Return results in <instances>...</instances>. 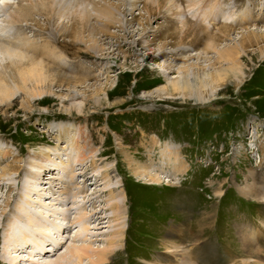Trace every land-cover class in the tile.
<instances>
[{
	"label": "rangeland",
	"instance_id": "374dc122",
	"mask_svg": "<svg viewBox=\"0 0 264 264\" xmlns=\"http://www.w3.org/2000/svg\"><path fill=\"white\" fill-rule=\"evenodd\" d=\"M197 1L200 3L191 10L204 11L199 17L202 25L214 24L217 30L231 22L229 15L233 19L246 9L254 19L264 16V0ZM72 2L70 13L59 19L45 14L44 5H29L21 24L24 48L39 47L33 54L42 63L36 74L45 79L37 91L43 88L50 95L42 102L33 101L30 111L20 100L13 110L0 107V264H68V249L77 245L102 248L118 229L119 246L107 264H264L245 250L241 236L245 230L255 231L259 242L253 248L260 246L258 257L263 260V201L238 193V189L264 186V63L246 64L237 85L232 78L218 81L208 103L173 97L146 99L144 93L160 92L167 85L165 80L177 76L174 68L166 71L163 67L174 51L166 44V34L191 30L196 22L190 19V6L183 0L170 3L178 12L177 17L171 16L177 23L171 30L168 18L172 13L164 10L169 8L167 0ZM241 2L248 5L244 8ZM217 7L226 13L217 17ZM103 11L106 15L100 13ZM11 12L13 9L6 10L0 3V20H8ZM255 28L264 32V23L250 26ZM238 32L241 30L227 35L222 43L238 38ZM185 51L186 56L198 53L193 48ZM180 55L175 50V57ZM54 63L62 66L57 68ZM175 65L176 70L181 68ZM98 96L99 105L90 102V97ZM63 108L68 109L67 114ZM166 147L167 161L161 157ZM147 169L161 182L150 185L143 181ZM51 171L57 179L49 178ZM33 173L37 179H32ZM50 181L55 189L69 191L61 194L60 201L67 199L55 204L69 214L67 231L51 235L50 240L58 241L54 250L43 243L39 247L44 252L24 248L10 254L13 250L4 244L7 230L1 231L10 222L3 221L1 213H9L10 206L18 203L17 194L24 197L25 188L30 187L29 211L38 208L49 214L38 200H51ZM40 189L46 196L37 195ZM108 189L118 191L111 202ZM113 203L120 207L118 219L110 210ZM79 213L85 214L81 225L76 222ZM247 237L252 239L250 234ZM240 247L245 251L239 252ZM39 253L41 256H34ZM64 255L65 260L59 261Z\"/></svg>",
	"mask_w": 264,
	"mask_h": 264
},
{
	"label": "bare ground",
	"instance_id": "6f19581e",
	"mask_svg": "<svg viewBox=\"0 0 264 264\" xmlns=\"http://www.w3.org/2000/svg\"><path fill=\"white\" fill-rule=\"evenodd\" d=\"M2 1H4V0H1L0 3L3 6V8H6V10H8V9L12 10L13 9V12L10 13V15H9L10 18L8 20H6V19L0 20V107L3 106L6 109H9V110L12 109L13 110L12 107L16 104L15 102L17 100H20V103H21L20 105L23 108H26L28 111H30L31 109L34 108L32 105L33 101L37 102V100L41 99V102H42L43 97H46L47 95L49 96L50 92H48L47 90H45L43 88H40V90L37 91L38 86L42 83V81L45 78L44 79L41 77L38 78L39 74L38 75L36 74V71H37L36 69H41L39 67L42 63L40 64V62H37L36 60H37L38 56L35 59L33 57V54H37V52H38L37 49L39 47L36 48L32 45L33 47L24 48L25 46L23 45L24 41H22L23 40L22 38L24 35L22 36L21 24L23 23L26 16L28 15V12H25V11L29 10L28 9L29 5H32V4L35 5V3H36L35 7L38 8V7H40L39 5L41 4V5H44V9H42V10H44L43 12L45 14L47 11V14L49 16L51 15V18L56 17L57 19H59V17L62 18L63 13H68V12L70 13V11L72 10V8L70 7V3H71V1L74 2L76 0H17V2L12 3V4L5 3ZM81 1H84V0H81ZM167 1L168 2H166V3L169 4V5L167 4L169 6V8H165L164 10L166 11V13H170V14L172 13V15H169V18L167 17L168 21H169L168 23H170L168 26H170L169 28L173 27V25L176 27V25H177L176 19H171V16L177 17L178 12L175 10L176 8L174 7V4L171 5L174 8L170 7V3L174 0H167ZM183 1H185L188 4V6H190L189 7L190 10H191L192 5H196V4L200 3L197 0H183ZM22 2H26V4H22ZM241 4L244 5V8L248 5L246 2H241ZM134 6H135V4H134ZM30 7H32V6H30ZM80 7L81 6L79 5L77 8L79 9ZM198 7H200V5H198ZM233 7H236V6L234 5L231 8H233ZM237 7H238V5H237ZM203 8L206 9V7H203ZM208 9H209V7H208ZM173 10H175V11H173ZM182 10H184V9H182ZM216 10L218 11L217 15H216L217 17L221 13H224V14L226 13V11L223 12V10L221 8L218 9V7ZM253 10H256V8L254 7ZM191 11L193 13L192 14L190 13L192 15L190 19H192L193 22H196L197 25L193 24L191 26L192 27L191 30L185 34L182 31L177 30V29H176L177 31H173L175 33L173 36L168 34V33L166 34V39H169V42L166 41V44L170 45V48L174 51H173V54H171L173 58L168 57L167 59H169L170 61H168V60L164 61L163 67L165 68L166 71L174 68L175 71H177V73H176L177 76L175 78L165 80V81H167V85L164 86L162 88V90H160V92L147 93V94L144 93V95L142 97H144L146 99L156 98V99L162 100V101L168 100L171 97L175 98L176 100H181L183 98H187V99L194 101L195 103H208L210 100H212L214 98V95L216 92V87H217L215 85L218 81L223 82L226 79L232 78L236 83L235 85H237L241 81L240 79H242V76L245 73L244 70L246 68V64L250 65L251 63L253 64V63H256L257 61H258L257 63H264V32L256 31L257 28H255V30L250 29V26H253V25L256 26V25H259L260 23H264V16L262 18L260 17V18L254 19L252 17L253 16L252 11L250 12V9H246V10L241 11V13L238 14L237 16H232L233 19H230V15H229V20H231V22L226 23L227 25H224L221 27V29L217 30L215 28L214 24H209L210 26L202 25L203 18L201 20H199V17L201 15V13H203L204 11L202 12V10H201V12H198L197 10H195L194 7ZM2 12H4V11H2ZM100 13H104V15H106L105 13H107V12L103 11ZM209 14H210V12H209ZM230 14L235 15V12H232ZM178 17L181 18L180 16H178ZM0 18H2V15ZM212 18L214 19V17H212ZM215 19H214V21H215ZM211 20L212 19H210V22H211ZM200 21H201V23H200ZM171 30H172V28H171ZM219 30H221V31H219ZM236 30H241V32H240L241 34L238 32L239 33L238 38L233 39V40L229 39L228 44L222 43L225 40V38L227 37V35L229 37V34L233 33ZM182 34H184V35H182ZM177 38H180L179 39L180 41ZM27 41H29V40H27ZM174 42H176L175 44H176L177 48H175ZM217 43H222V44L217 45ZM27 44H28V42H27ZM35 44L37 45V42H35ZM45 46H46V44H45ZM164 48H166V47H164ZM186 48H193L196 51L195 53H197V52L198 53L193 54L191 56H186L185 55ZM175 50H178V52L179 51L181 52L180 57H178L179 55L177 57H175ZM160 55L163 56V52ZM164 57H167V56H164ZM55 60H56V58H55ZM192 62H193V64H192ZM174 64L180 65L181 68L176 70V68L174 67ZM199 64H201V65L204 64V65H202V67L201 66L196 67ZM54 65L57 66V68L62 66V64L60 65L59 63H57V64L54 63ZM188 65H191V66H188ZM83 69L81 68V70H83ZM49 70H51V69H49ZM53 70L56 71L55 69H53ZM38 72H39V70H38ZM85 72L88 73V69L85 70ZM104 75L105 74L102 72L101 76H104ZM93 76H96V75H93ZM97 76H100V75H97ZM239 76H241V77H239ZM55 79H56V77H55ZM52 80H53V77H52ZM165 81H163V82H165ZM49 82H51V81H49ZM205 87H206L207 97H205V94H203V92L205 91V89H204ZM110 93H112V92H110ZM154 95L156 97H153ZM107 96H108V93H107ZM94 97H95V95H94ZM99 97L100 96H98L96 99H92L90 97V102H92L95 105H97V104L99 105V102H98ZM17 103L19 105V102H17ZM119 103L121 104L123 102L119 101ZM36 105H37V103H36ZM63 113L67 114L68 109L63 108ZM153 146H155V145H153ZM167 149L168 148L166 147V148L162 149V152H161V154H162L161 157L163 156V159H165V161H167V159H168V157L166 155V153L168 152ZM174 153H175V157H177L178 156L177 153L176 152H174ZM120 154H122V153H120ZM124 160H126V157ZM136 166H137V163H136ZM148 168H150V167H148ZM147 171L149 173L148 175H146V174L142 175L143 181H147V183L150 185H155V184H158L161 182V178H159L157 176L155 177L154 175H152V173H151L152 170L150 171V169H147ZM113 173H114V171H113ZM132 173H134V176H135V172H132ZM138 173L136 172L137 175H138ZM31 175H32V179L38 178V175L35 173H33ZM47 175L49 176L50 179H57V178L53 177L54 172H52V171L48 172ZM106 177L111 179L110 178V172H106ZM47 183L49 184V186L53 187L51 189V191L49 190V193H48V194H51V196H50L51 200L50 201H49V199L48 200H41V201L38 200V204H40V207L44 211L45 210L50 211V213L47 214L48 218H46L47 215L43 214V212L40 211L38 208H36V210L33 208L34 212L29 211L28 206L30 205V203H29V200L27 197H28L29 193L32 192L31 189L29 190L30 187L28 189H27V187L25 188V191L23 192L24 197H21L20 194H17V196L19 195L18 196V198H19L18 203H16V201H17L16 200L15 205L13 204L12 206H10V208L8 207L9 213H6V212L1 213V215L3 217L2 220L10 222V224L8 226H2L1 227V231H3V229L7 230L8 240H6L7 241L6 243H4V241H3V243L6 245V247L9 246V248H11V251L13 250L12 252H9L10 254H14V253H16V251L19 252V251L23 250L24 248L29 249V250L33 249L37 252H42V251L44 252L45 249L41 250L42 246L39 247V245H43V243L48 244L47 249H48V247H51V249L53 248V250H54L58 246V244H57L58 241L56 242V240H52V239L50 240L51 235H57V234H59V232H61V231L63 232L64 230L67 231L66 226H67V223H69L68 222V219L70 218L69 214H67V213L65 214L64 212H61L59 209L56 208L55 204L62 203L65 199H67L65 197V199L60 201L61 200V194H62V196L65 193L67 194L68 190L66 191L65 190L66 188L65 189L64 188L63 189H55L53 181H50ZM41 190L42 189H40V192H37L38 194L36 193V191H35V193L38 196L39 195L40 196H46L45 193H43ZM117 192L118 191L115 189L106 190V195L108 196V199L110 200L109 202H111L115 199V197L118 195ZM40 193H42V195ZM123 193H124V191H122V195H123ZM238 193L244 197H248L251 199L254 198V200L256 199V200L263 201L262 206H264V186L262 188H259V189H255V188H249L246 190H242V189L239 190L238 189ZM68 199H70V198H68ZM45 205H47V206H45ZM52 205H53V208H52ZM110 208H111L110 210H112L113 213H115L113 218H115V216H116V219H118L119 218L118 216H120L118 214V211L120 210L118 203H113L110 206ZM262 209L264 210V207H262ZM59 213H61V216H59ZM79 214L80 215L78 216V218L76 217L77 218L76 222L81 225V223L83 221H85V217H84L85 214L84 215H82L81 213H79ZM43 215H46V216H43ZM263 215H264V212H263ZM50 217L52 219H50ZM58 217H60L63 222H60L58 220L59 219ZM92 219H93V217H92ZM113 220L114 219H112V221ZM97 225L101 226L102 222H99ZM82 227H81V229L83 231L87 230V229H85V227H83V228ZM254 232L255 231H252V229H248V230H245L241 234L242 240L244 242V245H242V246L244 248H246L245 250L250 251V253L252 255H256L258 260H260L264 263V258H263V260H261V258L258 257V255L260 254L259 252H261V248H259L260 246L257 245L256 248H253L256 245V243L259 242L258 238H257L258 236L256 237ZM248 234H250L252 236V239L248 240V237H247ZM256 235H258V234L256 233ZM120 236H121V231L118 229V231H116L112 235H109V237L105 241V245L102 248L100 247V248L95 249V248L90 247L89 245H86V246L77 245V246L71 247L70 249L67 250V254H66V256L68 257V264H81V262L83 260H87L88 264H107L108 261L110 260L111 255L114 253V249L117 246H119L118 243L120 242ZM4 240H5V238H4ZM38 240L40 241V244L38 243ZM231 246H229L228 249L232 248ZM230 250L234 251L233 249H230ZM245 250H242L241 247L238 249V251L241 253H242V251H245ZM234 252L237 253V250H235ZM237 255H239V253H237ZM34 256H41V255L39 253V254H35ZM66 256L65 255L62 256L59 261L65 260ZM14 259L15 258H13V260ZM215 260H217V259H215ZM262 262H260V263H262ZM13 263H15V262H12V264ZM210 263L212 264V261ZM53 264H62V263L61 262H55ZM216 264H217V262H216ZM254 264H259V262H254Z\"/></svg>",
	"mask_w": 264,
	"mask_h": 264
}]
</instances>
